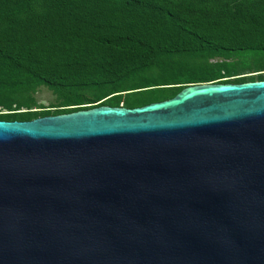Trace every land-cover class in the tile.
I'll return each instance as SVG.
<instances>
[{
	"label": "water",
	"instance_id": "water-1",
	"mask_svg": "<svg viewBox=\"0 0 264 264\" xmlns=\"http://www.w3.org/2000/svg\"><path fill=\"white\" fill-rule=\"evenodd\" d=\"M0 264H264V81L0 121Z\"/></svg>",
	"mask_w": 264,
	"mask_h": 264
},
{
	"label": "trees",
	"instance_id": "trees-1",
	"mask_svg": "<svg viewBox=\"0 0 264 264\" xmlns=\"http://www.w3.org/2000/svg\"><path fill=\"white\" fill-rule=\"evenodd\" d=\"M259 51L264 0H0V107H25L36 85L88 104L65 113L122 91L175 89L165 100L185 84L242 83L218 79L227 65L207 60ZM25 113L35 112L0 121L31 120Z\"/></svg>",
	"mask_w": 264,
	"mask_h": 264
},
{
	"label": "rangeland",
	"instance_id": "rangeland-1",
	"mask_svg": "<svg viewBox=\"0 0 264 264\" xmlns=\"http://www.w3.org/2000/svg\"><path fill=\"white\" fill-rule=\"evenodd\" d=\"M219 63H224L225 65H227V72L221 71L218 75L219 77L218 79L220 80L228 78L229 81H232V83L264 81V51L242 52L239 54L232 55L228 59L210 58L207 60V64L211 66ZM169 83H174V81H170ZM168 87L170 86H156L155 88L163 89ZM80 88L84 93H87L86 95H89L88 93L91 92L90 89L84 88L83 86ZM142 90L144 89L130 90L127 93L142 91ZM175 91H176L175 89L173 90L165 89L162 92H151V93L142 92L141 94H137V95L131 94V96L128 97H126V95H124L123 93L124 91H122L109 95L93 105L98 104L97 106H101L102 101L109 98L110 96L116 95L117 96L116 98L104 102L102 106L111 107L112 102L114 103L115 101H117V107L127 108V104H130L131 106H135L134 104L137 105V103L143 102L142 104H139L140 107L142 105H146V103L149 102L151 103V102H158L160 100H163L165 96H169ZM23 99L27 101L25 107H19L18 110H13L16 108H14V106H11L10 108L11 111H6V109L0 107V114L35 112V113H25L28 117L34 119L44 115L50 116L59 113L63 114L69 111L68 109L74 107L79 108V107L88 106V104L84 103V101L67 102L66 98H62L60 96L55 95L54 93H52L42 85H36L34 87V90L26 94L23 97ZM77 103H81V104L74 105Z\"/></svg>",
	"mask_w": 264,
	"mask_h": 264
}]
</instances>
